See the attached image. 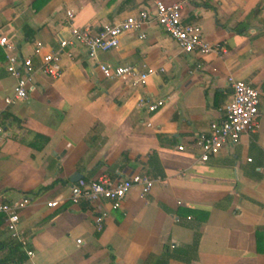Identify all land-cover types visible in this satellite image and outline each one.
<instances>
[{"label": "crops", "instance_id": "obj_1", "mask_svg": "<svg viewBox=\"0 0 264 264\" xmlns=\"http://www.w3.org/2000/svg\"><path fill=\"white\" fill-rule=\"evenodd\" d=\"M150 7L149 0H0V26L38 67L70 24L97 30ZM181 14L223 50L183 53L152 23L143 38L124 32L95 58L64 53L62 73L51 79L37 70L28 98L13 104L4 102L15 79L0 50V201L28 198L18 227L35 252L30 260L14 249L0 214V264H264V0H187ZM99 62L154 72L132 85L104 77ZM228 75L259 89L257 124L201 162L197 137L222 117ZM141 99L163 104L149 111ZM131 174L153 185L144 194L131 188L117 209L67 198L80 178Z\"/></svg>", "mask_w": 264, "mask_h": 264}, {"label": "built area", "instance_id": "obj_2", "mask_svg": "<svg viewBox=\"0 0 264 264\" xmlns=\"http://www.w3.org/2000/svg\"><path fill=\"white\" fill-rule=\"evenodd\" d=\"M185 1L187 0L166 3L162 0H149L150 8L138 9L122 20L97 30L89 26L76 27L70 24L65 34H58L57 45L59 48L55 52L49 51L40 54L39 46H34V52L40 54L38 67L34 65L30 56L17 51V47L13 45L0 26V50L5 56L6 70L15 79L13 94L6 96L4 102L13 104L17 100L27 99L33 74L37 70L51 79H56L62 73L60 61L64 53L71 55L73 50L81 49L89 57L95 58L99 51H109L116 48L119 36L124 32H139L138 37L143 38L144 27L152 23L159 25L183 53L205 55L223 50L221 45L210 44L202 39L197 23L182 21L181 10ZM66 15L71 20L73 12L67 10ZM98 68L104 77L123 81L129 80L132 85L142 84L145 77L154 72L152 68H148L145 72L137 73L129 65L111 66L101 62L98 63ZM226 81L231 88V98L223 106L222 117L217 121L209 122L207 130L201 131L197 137L200 146L198 160L201 162L209 156L217 154L222 143L236 141L241 133L253 131L257 124L259 89L251 82L236 79L230 75L226 77ZM162 104L163 100L141 99L139 101V106L143 105L149 111L156 110ZM2 131L0 126V133ZM153 182L151 178L143 174H131L117 182L106 177L93 181L80 178L70 186L67 198L71 203L80 201L93 203L104 200L108 202L110 208L117 209L131 188L140 187L141 193L144 194L150 191ZM27 202L28 198L25 196L16 201H0V214H3L5 227L11 239L32 260L35 252L29 247L28 239L18 227L19 211ZM56 205V200L47 202V206L55 207ZM106 214L105 211H102L96 217V231H102ZM80 240L76 239L75 242L80 243Z\"/></svg>", "mask_w": 264, "mask_h": 264}, {"label": "trees", "instance_id": "obj_3", "mask_svg": "<svg viewBox=\"0 0 264 264\" xmlns=\"http://www.w3.org/2000/svg\"><path fill=\"white\" fill-rule=\"evenodd\" d=\"M15 245H16V244H15ZM14 249H16V251H18V250H19L18 245H16V247L14 246ZM17 264H19V263H17Z\"/></svg>", "mask_w": 264, "mask_h": 264}]
</instances>
